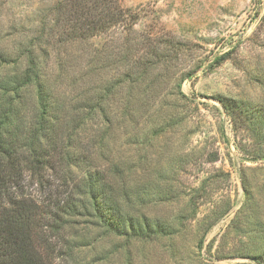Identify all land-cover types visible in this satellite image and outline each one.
<instances>
[{"label": "rangeland", "instance_id": "1", "mask_svg": "<svg viewBox=\"0 0 264 264\" xmlns=\"http://www.w3.org/2000/svg\"><path fill=\"white\" fill-rule=\"evenodd\" d=\"M54 1L0 0V54L14 52L7 55L8 69L0 58L3 74L22 68L25 59L13 60L30 45L36 18ZM122 3L140 13L129 34L132 42L138 32L155 33L167 59L145 78V87L133 89L141 97L142 105L133 103L139 121L115 122L106 157L127 166L126 211L159 224L162 232L129 239L81 219L77 231L69 226L86 244L75 249V259L80 264H264L263 133L237 127L216 98L244 100L264 111V0ZM120 36L112 30L50 49L44 69L57 81L61 104L120 81L128 68L125 52L114 50ZM97 51L103 53L90 61ZM119 87L123 96L129 94L125 85ZM25 107L33 113L32 98Z\"/></svg>", "mask_w": 264, "mask_h": 264}, {"label": "trees", "instance_id": "2", "mask_svg": "<svg viewBox=\"0 0 264 264\" xmlns=\"http://www.w3.org/2000/svg\"><path fill=\"white\" fill-rule=\"evenodd\" d=\"M139 20L138 10L122 0H55L36 18L30 45L21 47L13 60L17 64L25 59L23 69L14 74L0 69V264H80L75 249L86 244L69 226L77 231L81 219L129 239L162 232L159 224L126 211L127 166L106 157L115 122L139 121L133 103L138 106L141 97L133 89L145 87L152 70L166 64L158 35L138 32L135 42L130 39ZM112 30H120L122 39L114 50L119 47L118 53L125 52L128 59L120 81L61 104L53 85L57 81L44 69L50 49ZM127 41L129 46H124ZM13 53L0 54L5 69L11 65L7 55ZM102 53L95 52L89 60L96 61ZM227 55L219 56L217 63ZM120 85L127 87L128 95H122ZM149 88L146 85L148 96ZM29 98L31 114L25 107ZM216 98L237 127L250 126L264 137L261 107L224 95ZM250 153L258 157L256 149Z\"/></svg>", "mask_w": 264, "mask_h": 264}]
</instances>
